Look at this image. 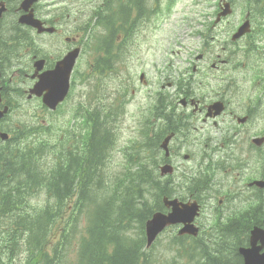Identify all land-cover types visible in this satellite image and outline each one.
<instances>
[{"label": "flooded vegetation", "instance_id": "flooded-vegetation-1", "mask_svg": "<svg viewBox=\"0 0 264 264\" xmlns=\"http://www.w3.org/2000/svg\"><path fill=\"white\" fill-rule=\"evenodd\" d=\"M21 1L0 0V137L1 134L8 136L2 137L4 141L0 139V177L9 175L7 168L13 166L24 145L20 142L21 125L13 117L29 115L23 104L13 101L10 95L7 81L11 78L6 80L8 49H14L31 63L37 61L41 73L54 68L59 60L56 53L81 46L79 39L65 36L71 18L67 9L73 7L74 0H42L33 4L28 15L42 27L41 33L19 24L23 14L19 10ZM244 1L246 6L241 12L237 3ZM157 3L158 0H101L106 59L118 68L122 77L126 76L118 85L116 100L113 98L110 107L126 108L136 100L143 101L151 111L153 139L159 122L156 114L162 117L164 128L150 143L158 150L157 168L172 167L174 177L182 168L186 174L197 168L201 173L197 190L203 191L208 179L214 183L215 190L211 191L212 199L207 205L214 207L220 222L226 221L224 202L243 200L231 198L232 186L241 184L253 199L259 195L264 199V189L248 186L255 180H264V143H254L264 139V0H216L215 12L197 16L195 56L181 62H157L152 55V18ZM224 3L233 12L215 23ZM90 9L78 13H87ZM236 11L241 15L232 20ZM114 16L116 21L112 22ZM244 21L249 23L250 31L232 41V35ZM184 33L177 38L180 41L171 44L182 49ZM58 42L65 48H59ZM144 71L152 74L153 79L147 80ZM140 75L144 76L141 81ZM136 77L145 92L135 97V89L139 87L135 85ZM126 80L132 89L124 100L123 93L128 91ZM139 110L138 117L143 105ZM29 139L40 141L38 134H32ZM164 147L165 157L160 152ZM183 162H191L192 166ZM167 176L170 175L163 177ZM197 203L200 214L195 223L200 229L206 218L204 208ZM263 203L257 201V205ZM256 226L264 228V220Z\"/></svg>", "mask_w": 264, "mask_h": 264}, {"label": "trees", "instance_id": "trees-1", "mask_svg": "<svg viewBox=\"0 0 264 264\" xmlns=\"http://www.w3.org/2000/svg\"><path fill=\"white\" fill-rule=\"evenodd\" d=\"M35 158V157H34ZM29 158V172L39 176L37 166ZM37 159V158H35ZM86 162L75 164L74 169H84ZM90 177H74L72 164L57 166L47 178L25 183V190L35 186L42 187L48 194V199L54 202L48 203L44 208L27 217L18 214L12 224L11 231L6 233L7 243L25 238L20 241L31 244L33 252L29 263H33L40 256L47 241V231H50L54 216L58 207H63L69 196L73 193V186H77L82 194H78L74 208L78 214L84 208L87 209L86 222L78 234L80 241L77 242L75 258L64 260L63 247L56 243V248L51 249L55 254L53 260L47 264H149L148 257L143 251L144 241H129L130 237H141L147 219L155 209V203L150 199L165 194L164 187H153L155 178L154 168L138 164L110 174L109 167L102 157L93 153L92 162L89 166ZM77 172V171H76ZM24 190H14V201L24 204ZM153 200V199H152ZM48 202V201H47ZM254 219L250 222L245 214L238 216L230 222V228L238 230V223L251 227L255 224L253 209L247 212ZM43 220V223H42ZM77 226V224H76ZM138 234H132L133 230ZM241 230H238L240 233ZM40 234V235H39ZM244 241H195V249L203 256L209 258V264H217L223 256L232 255V260H226L221 264H238L235 249Z\"/></svg>", "mask_w": 264, "mask_h": 264}, {"label": "rangeland", "instance_id": "rangeland-1", "mask_svg": "<svg viewBox=\"0 0 264 264\" xmlns=\"http://www.w3.org/2000/svg\"><path fill=\"white\" fill-rule=\"evenodd\" d=\"M216 0H159L156 6V14L152 18L153 30L151 33V42L150 47L152 49V55L157 62L161 60H170V61H185L186 58L193 59L196 52V31H197V19L198 14L211 13L215 5ZM48 3V2H47ZM46 3V4H47ZM101 0H74L72 3L73 7H68L67 11L71 18L69 20L70 24L68 29L65 32V36L74 37L79 33H82L81 30L84 27V22L87 20V13L79 14L78 12L87 11L88 9L98 5V10L100 11ZM79 7V10L78 8ZM76 10V11H74ZM238 18V11L236 15L232 18L235 20ZM185 31V39L183 41L182 49L178 46L171 44V42H178L177 38H181L182 32ZM84 36V35H83ZM90 49L98 47L103 41L100 27H94L89 34L87 39H84ZM87 45H84L85 53L82 55L81 59L76 63L73 73L70 78V91L59 106V109L55 114L45 112L43 116L37 117L32 114L35 113V108H37V103L34 101H24V108L27 109L29 115L26 117L13 118L15 121H22L23 125L31 127V124L38 125L42 120L45 126L50 127V136L54 141H57L59 137L69 144V147L76 149V153L72 154L73 159L72 166L75 167L77 162L83 163L86 162L87 169L91 162L92 156L86 152L89 150V144L85 141L84 137H81L80 133L85 134L89 128L85 127V122L91 120V115L102 105H109L112 99L117 95V86L122 83V77L119 75L118 68L115 67L108 75L105 72H99L90 64V59L88 56L89 48ZM59 48H64V44L61 42ZM18 55V54H17ZM56 53V56H60ZM19 56V55H18ZM17 58L12 59V63L16 66ZM146 72V79L152 80V74ZM135 85L139 87L136 90L135 97L138 94H143L145 91L141 88L140 83L138 82V77L135 79ZM30 85V82H25L23 84H18L19 87H22L24 90L27 86ZM130 89H132L130 85ZM14 99L20 100V96L14 94ZM132 106L130 107V110ZM32 115V116H31ZM25 118V119H24ZM71 131V134L76 133V136H72L70 142V136L66 134V131ZM117 134L111 130V135L109 136L110 142L112 143L108 150V158L106 163L108 164L111 170V176H113L117 169L116 167H122L124 165L125 154L129 150L126 148V144L123 143V138L128 136V133L123 130H118ZM80 132V133H79ZM41 135V134H40ZM75 135V134H74ZM118 138V140H116ZM31 141V140H30ZM136 141V140H135ZM96 144H99L96 141ZM248 151V150H247ZM249 152V151H248ZM53 152H50L44 160H50L53 157ZM249 156V155H248ZM251 157V156H250ZM65 157L62 156V159ZM181 158L179 159V161ZM184 165L192 166L191 162L185 163ZM57 167L46 171L44 174H39L40 177L47 178L49 174L56 170ZM85 177H90V172H84ZM153 175H158V170L153 172ZM181 175V172L176 176ZM175 191L178 192L180 199H184L183 202L187 201L189 196L186 187L178 189L174 187ZM217 191L220 189V185L216 187ZM230 196L235 201L239 199H247L251 195L247 194L243 189L241 184H236L232 186L230 191ZM47 193L44 191L32 193L31 197L28 198L27 203L20 206V210L24 213L32 215L36 210L42 208ZM219 197V195H218ZM150 202L155 203L158 207L162 208L164 212L166 210L161 205V202L158 200L150 199ZM204 208V214L206 222L204 226H207L212 218L213 206L206 205ZM14 216V214H13ZM66 216V213L62 214V219L56 224V233L59 234V231L62 229L64 224L63 220ZM85 224V218L81 222V227ZM202 229V227H200ZM40 235V234H39ZM173 235L169 231L162 233L156 242L153 244L152 248L149 249L148 255L153 259L151 264H193L186 253L183 250H176L172 247L170 239ZM76 237H73V240L70 241V247L72 248Z\"/></svg>", "mask_w": 264, "mask_h": 264}, {"label": "water", "instance_id": "water-1", "mask_svg": "<svg viewBox=\"0 0 264 264\" xmlns=\"http://www.w3.org/2000/svg\"><path fill=\"white\" fill-rule=\"evenodd\" d=\"M37 0H25L23 1L21 8L26 10L33 2ZM223 15L226 14V11L222 13ZM245 31V28L242 26L239 28L237 34L234 35V38H237L241 36ZM74 58V57H73ZM72 60L70 62L65 61L62 66L58 67V72L61 74L64 70V66H67L66 75L65 77L59 82L58 80L55 82V88L54 90L50 91L48 96L45 99V103L51 107L54 108V106L63 99L66 91H67V77L68 72L71 67ZM36 89L32 91L33 94H35ZM169 204L173 205L172 213L168 214L167 216L162 215L160 213L154 214L151 221H148L145 226L146 231V239H147V245H149L157 236L161 230L169 224H175V223H190L191 216L193 214V210H187V207L185 205H182L181 208L178 207L176 202H169ZM195 212V211H194ZM186 231H190L189 228L186 229ZM253 242H260L261 246L264 245V231L256 230L253 233L252 236ZM244 254V263L243 264H264V252L259 254L258 249L252 248L251 250L243 253Z\"/></svg>", "mask_w": 264, "mask_h": 264}]
</instances>
